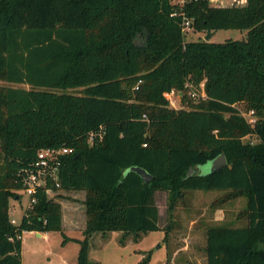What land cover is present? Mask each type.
Listing matches in <instances>:
<instances>
[{
	"label": "trees",
	"instance_id": "16d2710c",
	"mask_svg": "<svg viewBox=\"0 0 264 264\" xmlns=\"http://www.w3.org/2000/svg\"><path fill=\"white\" fill-rule=\"evenodd\" d=\"M176 9L194 31L247 29V38L188 41ZM0 80V264H22L24 232L62 230V205L45 188L18 224L10 215L39 151L61 147L73 152L55 189L86 193L77 264H92L97 232L121 231L125 243L162 229L167 239L160 190L170 215L190 190L247 197L245 226L207 228L206 264H264V0H0ZM187 82L205 96L193 99ZM172 89L183 107L164 96ZM221 154L226 166L192 172Z\"/></svg>",
	"mask_w": 264,
	"mask_h": 264
},
{
	"label": "rangeland",
	"instance_id": "374dc122",
	"mask_svg": "<svg viewBox=\"0 0 264 264\" xmlns=\"http://www.w3.org/2000/svg\"><path fill=\"white\" fill-rule=\"evenodd\" d=\"M212 5L230 6L244 4L246 0H210ZM247 29H220L211 41L223 42L228 39L247 38ZM206 33L188 31L186 40L204 39ZM6 81L0 80V85H6ZM192 86L193 83L187 82ZM185 104V103H184ZM241 113L249 120L254 121L255 117L251 111L245 109L243 103L238 104ZM245 141L256 142L254 136H247ZM211 164L198 165L192 172L210 171ZM21 193V192H20ZM227 191L223 190H190L185 192L176 204L174 213L168 211V192L160 190L157 192L156 200L161 209V227L170 225L168 238L165 239V230L150 231L141 236L138 240L130 235L125 243L122 242L123 233L113 231L108 233H96L90 240V260L92 264H206L207 257L205 247L207 243L206 230L214 225L245 226L247 218L240 213L247 206V197L238 196L226 198ZM51 197L62 205L64 223L62 231L72 235H80L84 231L87 221L86 210L83 207L84 192L55 190ZM218 203L213 204L216 200ZM223 199V200H222ZM64 202V204L62 203ZM28 198L22 193L18 200H12L10 215L11 218L20 220ZM72 207V208H71ZM74 207V209H73ZM20 222V221H19ZM37 231H27L23 237L22 259L23 264H46V251L48 246L53 249L60 247L63 239L61 231H53L51 240L43 235L39 236ZM72 256V253H69Z\"/></svg>",
	"mask_w": 264,
	"mask_h": 264
},
{
	"label": "built area",
	"instance_id": "2783aa9c",
	"mask_svg": "<svg viewBox=\"0 0 264 264\" xmlns=\"http://www.w3.org/2000/svg\"><path fill=\"white\" fill-rule=\"evenodd\" d=\"M194 0H172L177 6L183 7L186 3ZM182 16V27L184 32L193 30L192 19H190L184 12H179L177 9L171 14V16ZM188 88V94L193 99L205 96L204 84L200 89L186 85ZM164 96L168 99L171 106L179 108L183 107L182 96L183 92L177 89L165 92ZM73 152V148L61 147V148H46L39 151L37 160L34 163L33 168L28 169L24 175V187L22 193L27 196L28 204L26 209L32 208L37 202V192L39 188H45L48 195L56 190L55 188L60 186L59 174L61 166V157L64 154ZM24 214V213H23ZM14 224H18L20 220L11 218ZM24 234V233H23ZM23 237V236H22Z\"/></svg>",
	"mask_w": 264,
	"mask_h": 264
},
{
	"label": "crops",
	"instance_id": "0c3cea01",
	"mask_svg": "<svg viewBox=\"0 0 264 264\" xmlns=\"http://www.w3.org/2000/svg\"><path fill=\"white\" fill-rule=\"evenodd\" d=\"M200 173H204V172H200ZM82 192H84V197H83V201H84L86 193H85V191H82ZM157 192H159V191H157ZM156 195H157V193H156ZM62 203L64 204L63 201H62ZM83 207L86 210L85 203L83 204ZM73 209H74V207H73ZM161 215H162V213H161ZM64 219L65 218H64V213H63L62 226L64 223ZM85 225H86V223H85ZM62 230H61V234L63 236V239H61V241H60V247H57V249L55 250L52 248L53 246H48V249L46 251V257H47L46 264H77V262H78V253H79V249H80V243L77 240H82L84 238L83 230L80 233V235H72V234H69V233L64 232ZM52 232L53 231L39 232L38 235L39 236L44 235L48 239V243H50V240L52 238V236H51ZM97 233H100V232H97ZM64 236L67 237V240L65 242H64ZM23 237H22V247H23ZM70 252L72 253V256L69 255ZM22 262H23V259H22Z\"/></svg>",
	"mask_w": 264,
	"mask_h": 264
},
{
	"label": "water",
	"instance_id": "95a60500",
	"mask_svg": "<svg viewBox=\"0 0 264 264\" xmlns=\"http://www.w3.org/2000/svg\"><path fill=\"white\" fill-rule=\"evenodd\" d=\"M215 31L208 30L205 36L206 41H211L212 37L214 36ZM211 169L210 172H213L215 170H219L222 167L226 166L228 164L227 158L225 154H221L218 157H216L214 160L210 162ZM130 171H135L138 174H140L145 182H150L154 179V176L150 174L145 168L140 166H133L130 168ZM20 198V197H19Z\"/></svg>",
	"mask_w": 264,
	"mask_h": 264
}]
</instances>
